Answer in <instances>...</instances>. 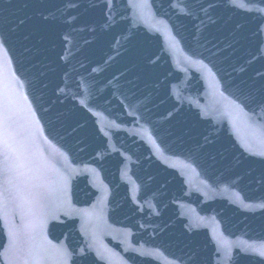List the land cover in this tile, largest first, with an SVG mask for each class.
I'll return each instance as SVG.
<instances>
[{
    "label": "water",
    "instance_id": "1",
    "mask_svg": "<svg viewBox=\"0 0 264 264\" xmlns=\"http://www.w3.org/2000/svg\"><path fill=\"white\" fill-rule=\"evenodd\" d=\"M0 264H264V0H0Z\"/></svg>",
    "mask_w": 264,
    "mask_h": 264
}]
</instances>
